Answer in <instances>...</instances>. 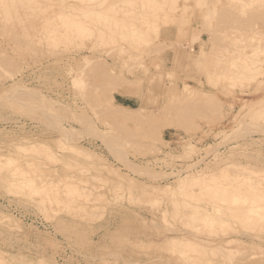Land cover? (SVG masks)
<instances>
[{
	"label": "rangeland",
	"instance_id": "obj_1",
	"mask_svg": "<svg viewBox=\"0 0 264 264\" xmlns=\"http://www.w3.org/2000/svg\"><path fill=\"white\" fill-rule=\"evenodd\" d=\"M22 1L0 0V264H264V0ZM217 207L223 230L190 221Z\"/></svg>",
	"mask_w": 264,
	"mask_h": 264
},
{
	"label": "bare ground",
	"instance_id": "obj_2",
	"mask_svg": "<svg viewBox=\"0 0 264 264\" xmlns=\"http://www.w3.org/2000/svg\"><path fill=\"white\" fill-rule=\"evenodd\" d=\"M21 1H22V0H21ZM23 1H25V0H23ZM23 1H22V2H23ZM35 1H36V2L38 1V2L40 3V1L43 2V1H46V0H40V1H39V0H35ZM109 1H110V0H109ZM113 1H114V0H112V3H111V2L109 3V2L106 0V2H107L108 4L105 2V7H107V6L110 4L109 7H108L109 10H113L114 8H116V5H117L116 3H118L119 0H118V2H117V1L113 2ZM124 1H125V0H124ZM19 2H20V1H19ZM27 2H28V3H27ZM30 2H31V0H30ZM30 2H29V0L25 1V3H27V4H30ZM33 2H34V0H33ZM36 2H35V3H36ZM103 2H104V1H103ZM122 2H123V0H122ZM35 3H33V5H34ZM39 3H37V4H39ZM201 3H202V2H201ZM27 4H26V5H27ZM42 4H43V3L39 4V7H40V5H42ZM31 5H32V4H31ZM24 6H25V5H24ZM101 6H104V4H103V5L101 4ZM120 6H122V5H120ZM6 7H7V6H6ZM28 7H29V6H28ZM35 7H36V6H35ZM124 7H126V5H125ZM41 8H42V7H41ZM41 8H40V9H41ZM45 8H46V7H45ZM90 8H92V7H90ZM42 9H43V8H42ZM97 9H98V10L100 9L99 11H101V9L107 10V9H105L104 7H103V8L100 7V8H97ZM98 10H97V11H98ZM118 10H120V9H118ZM9 11H10V10H9ZM80 11H81V10H80ZM82 11H83V10H82ZM88 11L91 12V11H93V10H91V11L88 10ZM99 11H98V12H99ZM20 12H21V11H20ZM95 12H96V11H95ZM98 12H97V13H98ZM103 12H104V11H103ZM103 12H102V13H103ZM113 12H114V11H113ZM113 12H111V13H113ZM17 13H18V12H17ZM67 13H68V15H67ZM83 13L86 14L87 12H83ZM91 13H92V12H91ZM102 13H101V14H102ZM106 13H107V12H106ZM18 14H19V13H18ZM18 14H17V15H18ZM21 14H22V12H21ZM65 14H66L65 16H68L67 21H66V23L68 24V21H70V20H68V19H69V16H70V15H73V14H70L69 12H66ZM69 14H70V15H69ZM17 15H16V17H17ZM90 15H92V14H90ZM90 15H89V16H90ZM93 15H95V14H93ZM93 15H92V16H93ZM98 15H99V18L101 19L102 16H101L99 13H98ZM65 16H64V14H62V17L65 18ZM87 16H88V15H87ZM100 16H101V17H100ZM108 16H109V15H108ZM108 16H107V18H108ZM18 17H19V15H18ZM18 17H17V18H18ZM20 17H21V16H20ZM83 17H85V16H83ZM95 17H97V16H95ZM89 18H91V17H89ZM104 18H105V17H104ZM60 19H61V17H60ZM60 19H59V20H60ZM65 19H66V18H65ZM65 19H64V21H65ZM92 20H93V19H92ZM73 21H74V20H73ZM74 22H76V21H74ZM78 22H79V21H78ZM66 23L63 22V24H66ZM69 23H70V22H69ZM79 23H80V22H79ZM81 23H83V22H81ZM73 24H74V23H73ZM77 24H78V23H77ZM84 24H85V22H84L82 25H84ZM87 24H88V22H87ZM71 25H72V24H71ZM85 26H86V25H85ZM72 27L74 28L73 25H72ZM69 28H70V26H69ZM67 29H68V27H67ZM83 29H84V28H83ZM63 31H64V30H63ZM65 31H66V29H65ZM76 31H77V30H76ZM48 32H49V31H48ZM81 32H82V31H81ZM71 149H72V148H71ZM20 150H21V149H20ZM74 150H75V149H74ZM79 150H80V149H79ZM79 150H78V151H79ZM15 151H16V150H15ZM15 151L13 152V155H15V154H14ZM18 151H19V150H18ZM18 151H16V153H17ZM21 151H23V149H22ZM34 151H35V150H34ZM81 151H82V150H81ZM81 151H79V155H80V157L85 156V155H81V153H80ZM19 152H20V151H19ZM31 152H33V151L31 150ZM77 153H78V152H76L75 155H76ZM17 154H18V153H17ZM84 154H85V153H84ZM19 155H20V153H19ZM77 155H78V154H77ZM11 156H12V155H11ZM11 156H10V157H11ZM88 156H89V155L87 154V157H88ZM7 157H8V156H7ZM10 157H9V158H10ZM13 157H14V160H16V158H17L16 155L13 156ZM85 157H86V156H85ZM18 158H19V157H18ZM18 158H17V159H18ZM65 160H66V159H65ZM3 162H4V161H3ZM65 162H66V161H65ZM65 162H64V163H65ZM67 162H68V163H67ZM67 162H66V163H67V165H68V164H69V161H67ZM14 163H15V162H14ZM66 163L64 164V168H65ZM2 166H3V165H2ZM2 166L0 165V168H2ZM62 167H63V166H62ZM14 170H15V169H14ZM12 171H13V170H12ZM12 171H11V172H12ZM22 171H23V170H22ZM200 172H202V173L197 172L198 174H197V173H196V174H192V175L190 174V175H187V176L182 177V178L178 181V184L175 183L176 186H177V187H176V186H175V187H176L177 189L174 188V190L176 189V190L179 192V190L181 189L179 193H182V190H183V188H184L185 190H183V192H184V191L189 192L190 190L188 191V189H191V188H189L190 185L192 186V185L198 184L199 182L202 183V182H203V179H207V178H205V175H206V174H205V173L203 174V171H202V170H201ZM204 172H205V171H204ZM115 173H116V172H115ZM115 173H114V174H115ZM10 174H11V173H10ZM117 174H118V173H117ZM208 174H209V173H208ZM115 175H116V174H115ZM16 176H17V175H16ZM20 176H21V175H20ZM116 176H117V175H116ZM207 176H208V175H207ZM210 176H211V175H210ZM11 177H12V176H11ZM23 177H24V176H23ZM120 177H121V176H120ZM25 179H28V178L26 177ZM226 179H227V178H226ZM201 180H202V182H201ZM18 181H19V180H18ZM20 181H21V180H20ZM205 181H206V180H205ZM205 181H204V182H205ZM12 182H13V181H12ZM206 182H207V181H206ZM206 182H205V184H206ZM246 182H247V180H246ZM230 183H231V182H230ZM46 184H47V183H46ZM175 184H174V185H175ZM207 184H208V182H207ZM207 184H206L205 186H207ZM14 185H15V184H14ZM14 185H13V186H14ZM25 185H26V184H25ZM208 185H211V184L209 183ZM213 185H214V184H213ZM213 185H212V186H213ZM187 186H188V187H187ZM195 186H196V185H195ZM203 186H204V185H203ZM185 187H187L188 189H186ZM201 187H202V186H201ZM215 187H216V186H215ZM217 187H218V186H217ZM233 187H234V186H233ZM253 187H254V186H253ZM26 188H27V186H26ZM39 188H41V187H39ZM179 188H180V189H179ZM206 188H207V187H206ZM209 188H210V187H209ZM224 188H225V187H224ZM79 189H80V188H79ZM178 189H179V190H178ZM199 189H200V188H199ZM243 189H244V188H243ZM174 190H173V186H172V189H171L170 193L173 192ZM176 190H175V191H176ZM208 190H209V189H208ZM208 190H207V191H208ZM216 190H217V189H216ZM218 190H219V189H218ZM263 190H264V189H263ZM175 191H174V194L176 193ZM197 191H198V190H197ZM203 191H204V190H203ZM207 191H206V192H207ZM214 191H215V190H214ZM233 191H234V190H233ZM187 192H186V195H187ZM190 192H191V194H192V191H190ZM210 192H211V191L209 190V192H207V193L210 194ZM184 193H185V192H184ZM199 193H200L201 196H203V195H202L203 193H201L200 190H199ZM207 193H205V196H206V197H207ZM215 193H216V192H215ZM222 193H223V192H222ZM224 193H227V192H224ZM224 193H223V194H224ZM232 193H233V192H232ZM234 193H235V192H234ZM34 194H35V193H34ZM172 194H173V193H172ZM188 194H189V193H188ZM191 194H189V195H191ZM195 194H197L196 191H195ZM195 194H193V195L195 196ZM217 194H218V192H217ZM223 194H222V195H223ZM193 195H191V198L187 195V196H188L187 198H190L191 201H192V200H193V201H194V200H197V201L200 200V201H201V199L203 198V197H202L201 199L198 200V198L196 199V197H193ZM197 195H198V194H197ZM200 195H199V196H200ZM213 195H215V194H213ZM220 195H221V193H220ZM222 195H221V196H222ZM181 196H182V194H181ZM184 196H185V195H184ZM199 196H198V197H199ZM208 196H209V195H208ZM215 196H216V195H215ZM215 196H213L214 198H212V196H211L210 198H212V199L214 200V199H215ZM227 196H228V195H227ZM231 196H232V195H231ZM252 196H253V195H252ZM182 197H183V196H182ZM182 197H181V198H182ZM185 197H186V196H185ZM192 197H193V199H192ZM218 197H219V195H218ZM222 197H223V196H222ZM224 197H225V196H224ZM228 197L231 198L230 196H228ZM232 197H233V196H232ZM237 197H238V196H237ZM194 198H195V199H194ZM207 198H209V197H207ZM210 198H209V199H210ZM233 198H236V197H233ZM239 198L241 199V197H239ZM246 198L250 199L249 197H246ZM216 199H217V198H216ZM216 199H215V200H216ZM236 199H237V198H236ZM254 199H255V198H254ZM257 199H258V198H256L255 200H257ZM41 200H42V198H41ZM180 200H182V199H180ZM202 200H203V199H202ZM204 200H205V197H204ZM215 200H214V202H213L214 204H216V203H215ZM223 200H225V199H223ZM231 200H232V198H231ZM231 200H230V199L227 200V201H229V202H228V203H225V205L228 204V206H229V205L231 204V203H230ZM255 200H254V201H255ZM52 201H53V200H52ZM197 201H195V202H197ZM200 201H199V202H200ZM205 201H206V200H205ZM210 201H212V200H210ZM219 201L221 202L222 200H220V198H219L216 202H219ZM225 201H226V200H225ZM238 201H239V200H238ZM238 201H237V203H239ZM240 201H241V200H240ZM262 201H263V199H262ZM262 201H261V202H262ZM49 202H50V201H49ZM182 202H183V201H182ZM184 202H185V201H184ZM186 202H187V201H186ZM195 202H194V203H195ZM206 202H208V201H206ZM220 202H219V203H220ZM231 202H232V201H231ZM242 202H243V201H242ZM244 202H245V201H244ZM244 202H243V204H244ZM252 202H253V201H252ZM180 203H181V201H180ZM188 203H189V202H188ZM188 203H187V205H188ZM222 203H223V201H222ZM229 203H230V204H229ZM234 203H236V200H235ZM237 203H236V204H237ZM258 203H259V202H258ZM175 204H176V203H175ZM181 204H184V203H181ZM190 204H191V203H190ZM241 204H242V203H241ZM248 204H249V203H248ZM248 204H246V205H248ZM250 204H251V203H250ZM185 205H186V204H185ZM185 205L183 206V208L187 207V206H185ZM192 205H193V204H191V205H189V206H192ZM225 205H224V206H225ZM239 205H240V204H239ZM189 206H188V207H189ZM195 206H196V204H194V207H195ZM220 206H221V205H220ZM224 206H223V207H224ZM228 206H225V207H228ZM176 207H177V205L175 206V208H176ZM205 207H206V206H205ZM235 207H237V206H235ZM242 207H244V206L242 205ZM262 207H263V206H262ZM189 208H190V207H189ZM197 208H198V207H197ZM214 208H215V207H214ZM219 208H220V207H219ZM228 208L230 209V207H228ZM233 208H234V207H232V210H233ZM246 208H248V207H246ZM256 208H257V207H256ZM176 209H177V208H176ZM200 209H201V207H200ZM203 209H204V207H203L201 210L203 211ZM223 209H224V208H223ZM239 209H240V208H239ZM239 209H238V210H239ZM241 209H243V208H241ZM249 209H250V208H249ZM253 209H254V208H253ZM253 209H252V211H253ZM262 209H264V208H262ZM219 210H221V209H218V207H217V208L215 209V212H214V213H205L203 216H199V215H197L198 213H197V214L195 213V215H190V216H189L190 219H191L190 221H192V222H193L192 224H195V226H196L197 221L200 220V221L203 222V225H204V224H205V226L207 225V226H206V230L210 227V229H208L207 231H211V230H212L211 232H214V233H215L213 227L215 228V230H217L218 227H215V226H216V225H219V224L223 221V214H224V211H219ZM226 210H228V209H226ZM235 210H236V209H235ZM246 210H248V209H246ZM254 210H255V209H254ZM259 210L261 211V208H260ZM259 210H257L256 213H259ZM236 211H237V210H236ZM236 211H235V212H236ZM241 211H242V210H241ZM241 211H240V212H241ZM244 211H245V210H244ZM262 211H263V210H262ZM200 212H201V211H200ZM173 213H174V212H173ZM202 213H203V212H202ZM228 213L230 214V215H228V216H231L230 218L233 219L232 216H234V214H232V212H228ZM233 213H234V211H233ZM242 213H243V212H242ZM248 213H250V212H248ZM251 213H252V212H251ZM251 213H250V215L252 216L253 214H251ZM199 214H200V213H199ZM239 214H240V213H239ZM259 214H260V213H259ZM262 214H264V212H262ZM237 215H238V214H237ZM237 215H236V217H237ZM246 215H247V214H246ZM260 215H261V214H260ZM183 216H184V215H183ZM244 216H245V215H244ZM247 216H248V215H247ZM257 216L259 217V215H257ZM262 216H263V215H262ZM241 217H242V216H241ZM253 217L256 219V216H253ZM258 217H257V218H258ZM181 218H182V217H181ZM239 218H240V217H239ZM243 218H244V217H243ZM246 218H247V217H246ZM263 218H264V217H263ZM224 219H225V218H224ZM241 219H242V218H241ZM241 219H240V220H241ZM225 220H226V219H225ZM242 220H243V219H242ZM244 220H245V219H244ZM252 220H253V219H252ZM258 220H259V219H258ZM260 220H261V219H260ZM185 221H186V219H185ZM237 221H239V220L237 219ZM253 221H254V220H253ZM253 221H251V222L249 221V222H250V223H253ZM255 221H256V220H255ZM226 222H227V220H226ZM226 222H224V223H222V224L224 225ZM242 222H243V221H242ZM263 222H264V221H263ZM188 223H189V221L186 223L187 225H186V224H185V225L188 226V225H189ZM198 224H199V223H198ZM222 224H220V225H222ZM226 224H228V222H227ZM247 224H248V226L251 225V224H249V223H247ZM200 225L202 226V224H200ZM223 225L221 226V227H222L221 230H223V227L225 226V225H224V226H223ZM240 225H241V224H240ZM252 225H253V224H252ZM190 226H191V225H190ZM246 226H247V225H246ZM198 227L200 228V226H198ZM207 227H208V228H207ZM211 227H212V228H211ZM221 227H219V228H221ZM219 228H218V230H217L216 232H219ZM228 228H229L228 230L231 229L229 226H228ZM252 228H253V227H252ZM189 229H190V228H189ZM191 229H193V228H191ZM191 229H190V230H191ZM197 229H198V228H197ZM201 229H202V228H201ZM201 229H200V230H201ZM225 230H226V227H225L224 231H225ZM193 231H196V230H193ZM197 232H198V231H197ZM211 232H210V233H211ZM210 233H209V234H210ZM223 233H224V232H223ZM206 234H207V233H206ZM211 234H212V233H211ZM224 234H225V233H224ZM182 236H183V235H182ZM193 237H194V236H193ZM195 237H196V236H195ZM195 237H194V238H195ZM167 239H168V238H167ZM172 239H174V240H175V239H176V240L178 239V241L180 242V243H177V244H176V243H172V245L176 244L175 246H178V247H179L178 244L181 245V244L184 243V246L187 245L186 249H185V247H184L183 245H181L180 248H179V250H181V248H183V249H185V250H187V251H189V252H190V251L193 252V255L191 254V252H190V254H188L189 256L192 255V257H189V256L187 257L186 255H187V253H189V252H186V253L183 255V256H186V258H192V259H194V258H196V256H197V255L194 254V253L197 252L198 255H199V254L201 255V254H202L201 252H204V251L206 250V249H203V247H204V245H203V247H201V248L203 249V251H202V249L200 248L201 245H198V246H197V243L194 244V243L191 242L192 245H191L190 247L188 246L189 241L186 242V241L184 240L183 243H181V240H182L181 237H180V238H174V237H172ZM172 239H169V241L174 242ZM179 239H181V240H179ZM198 239H199V238H198ZM176 240H175V241H176ZM176 242H177V241H176ZM206 242H207V241H206ZM185 243H186V244H185ZM169 244H171V243L169 242ZM189 245H190V244H189ZM196 246H197L198 248H197ZM173 247H174V246H173ZM188 247H189V250H188ZM176 248H177V247H176ZM205 248H206V247H205ZM200 249H201V250H200ZM219 249H222V248H219ZM185 250H181V251H183V252L179 251V253H184ZM198 250H199V252H198ZM230 250H231V249H230ZM227 253H228L229 255H231L230 252H227ZM227 253H226V254H227ZM228 254H227V255H228ZM234 254H235V253H234ZM181 255H182V254H181ZM234 256H235V255H234ZM231 259H232V257L229 258V261H230V262H231ZM189 261H190V260H189ZM231 263H232V262H231Z\"/></svg>",
	"mask_w": 264,
	"mask_h": 264
}]
</instances>
